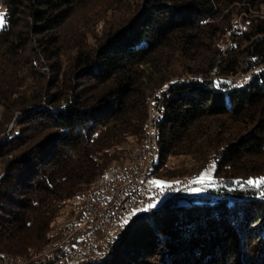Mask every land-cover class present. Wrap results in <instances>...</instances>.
<instances>
[{
  "label": "trees",
  "instance_id": "trees-1",
  "mask_svg": "<svg viewBox=\"0 0 264 264\" xmlns=\"http://www.w3.org/2000/svg\"><path fill=\"white\" fill-rule=\"evenodd\" d=\"M88 1L0 0V256L47 249L77 195L141 143L151 106L154 180H179L171 159L213 162L209 179L187 174L208 197L132 212L98 259L71 264H264V0H111L116 27L63 69L61 28ZM166 47L197 67L146 74ZM227 120L240 132L199 135Z\"/></svg>",
  "mask_w": 264,
  "mask_h": 264
},
{
  "label": "built area",
  "instance_id": "built-area-1",
  "mask_svg": "<svg viewBox=\"0 0 264 264\" xmlns=\"http://www.w3.org/2000/svg\"><path fill=\"white\" fill-rule=\"evenodd\" d=\"M158 115L156 113L155 117ZM143 141L137 149L127 153V162L119 167L116 175L97 177L89 189L77 195L69 209L70 216L57 222L61 226L60 241L27 258L2 255L0 264H60L94 258L97 247L111 239L110 233L122 216L182 186L158 188L151 184L157 152L154 127L149 126Z\"/></svg>",
  "mask_w": 264,
  "mask_h": 264
},
{
  "label": "rangeland",
  "instance_id": "rangeland-1",
  "mask_svg": "<svg viewBox=\"0 0 264 264\" xmlns=\"http://www.w3.org/2000/svg\"><path fill=\"white\" fill-rule=\"evenodd\" d=\"M111 0H89L85 6H79L75 10H73V14L70 16L69 20L64 23L63 28L60 31V38L62 41V45L60 50L62 51V58L59 60L63 64V69H67L69 60L71 56L74 54V48L77 50H90L96 49V44L103 41L109 31H112L118 24L117 22L122 18V13L119 11L108 12V2ZM117 0L115 1V3ZM110 3V2H109ZM116 5V4H115ZM115 7H119L116 5ZM3 12V7L0 5V13ZM157 64L159 65L157 70H154L152 67L145 68L146 74H155L154 78L157 80L158 74L156 71L161 73H169L176 74V72L180 71L181 67H189L193 70L197 65H193L188 60L181 57L177 52H174L172 48H165L160 52V57L157 59ZM215 70H212L214 73ZM48 70L44 71L47 73ZM247 78V75L234 78L235 82L243 81ZM155 80V82H156ZM155 82L146 83L148 88H151L147 91V93L151 92L152 87L155 85ZM153 108L149 107V117L148 121H152L155 119L156 112ZM224 125L220 128L219 125L213 123H204L199 129V135L206 133L207 135L210 133H214L216 131H221L222 133H226V135H236L240 132V127L236 126V124L231 121H225ZM11 128V125L9 126ZM136 147V146H135ZM160 153L158 152L156 155V163L158 162ZM170 166L174 167V171L178 176L173 177V179L178 178L179 180L188 179V171L192 170V173L200 172V178L209 179L211 177L213 162L202 165V162H199L197 159L192 158H176L171 159L169 161ZM177 169V170H176ZM2 169H0V174ZM118 172L117 168H113L107 172V176H113ZM164 173H167L166 171ZM176 176V174H175ZM187 176V178H186ZM179 180H174L179 181ZM189 180V179H188ZM193 182V181H192ZM163 200H159L156 202V205L162 203ZM71 206L67 207V211ZM58 237V236H57ZM56 237V239H57Z\"/></svg>",
  "mask_w": 264,
  "mask_h": 264
},
{
  "label": "water",
  "instance_id": "water-1",
  "mask_svg": "<svg viewBox=\"0 0 264 264\" xmlns=\"http://www.w3.org/2000/svg\"><path fill=\"white\" fill-rule=\"evenodd\" d=\"M156 113H157V111H156ZM158 116H156L155 119L152 120V121H150V122L147 121V125L145 126L146 127V130H145L143 139H145V135H146V133H147V131L149 129V126L154 127L155 128V131H156V127L155 126H156V120H157ZM157 138L158 137H157V131H156V140H157ZM143 142L144 141L141 140V143L139 145H137L135 148H133L131 151H129L128 153H131L132 151H134L135 149H137ZM158 152H159V146H158V140H157V152H156V155H157ZM156 155H155V163H154V166L156 165ZM126 162H127V157H126ZM126 162H125V164H126ZM117 169L119 170V167ZM116 174L117 173H115L114 175H116ZM102 176L113 177V176H107V174L106 175H102ZM151 176H152V179H150L151 180V184L153 186L158 187V188L159 187H168V186L173 185V184H178V185L181 184L182 186H180L179 188L173 190L172 192L171 191L170 192H167L165 195H163L160 198L152 201L150 204H155L156 205V202L157 201L163 200L162 203L159 204V205H156L155 208L149 209L148 211H144V209L148 206V205H146V207L143 206L141 209H138V210L134 209V210H131V211L127 212L124 216H122L118 220V222L116 223L114 229L110 233L111 234V239L108 240V241H106V242H104L100 247H97V249H96V253H97L96 256L94 258L84 259V260L93 261V260H96V259H98L100 257V252L102 251L103 247H105L106 245H108L109 242L113 241V239H114V234L113 233L117 229V226L121 222V220L124 219L128 214H130L132 212H141V211L142 212H145V213H152V214L160 213V210L162 208V204H165L164 201H168V200L174 199V198H179V199H183V200H196V199L199 200V199L207 198L208 197V191L207 190H209V189L204 184L195 185L191 180H188V179H186L184 181L179 180V181L171 182V183H168L166 185L158 184L156 182V180H154L156 178L155 177V174H154V167H153V169L151 171ZM69 216H70V212H68V216L65 217L64 219H67ZM58 227H59V232H58V235H57L58 237H57V239L55 241H60V238H61L59 236L60 235L61 226L58 225ZM96 238L97 239L100 238V235L98 233L96 234ZM75 261H81L82 262V260H69V261L67 260V262L60 263V264H71V263H74Z\"/></svg>",
  "mask_w": 264,
  "mask_h": 264
},
{
  "label": "snow or ice",
  "instance_id": "snow-or-ice-1",
  "mask_svg": "<svg viewBox=\"0 0 264 264\" xmlns=\"http://www.w3.org/2000/svg\"><path fill=\"white\" fill-rule=\"evenodd\" d=\"M4 24H5V15L3 13H0V27H3ZM248 183L254 184L256 182L249 181ZM261 183H264V182H261ZM155 207H156L155 204H150L144 209V211H148L149 209H152V208H155ZM125 223H127V221H125Z\"/></svg>",
  "mask_w": 264,
  "mask_h": 264
}]
</instances>
